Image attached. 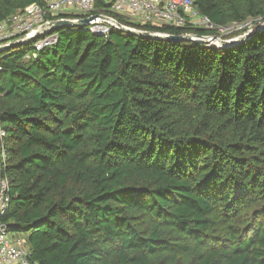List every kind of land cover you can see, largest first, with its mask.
<instances>
[{
	"label": "trees",
	"instance_id": "16d2710c",
	"mask_svg": "<svg viewBox=\"0 0 264 264\" xmlns=\"http://www.w3.org/2000/svg\"><path fill=\"white\" fill-rule=\"evenodd\" d=\"M42 1L0 0V23ZM193 2L219 27L264 23V0ZM55 33L0 53L1 222L30 260L264 264V31L227 48Z\"/></svg>",
	"mask_w": 264,
	"mask_h": 264
},
{
	"label": "built area",
	"instance_id": "2783aa9c",
	"mask_svg": "<svg viewBox=\"0 0 264 264\" xmlns=\"http://www.w3.org/2000/svg\"><path fill=\"white\" fill-rule=\"evenodd\" d=\"M99 4L104 7L99 8ZM122 17L141 27H170L174 29L201 30L208 33L222 31L226 27L215 25L210 19L198 13L193 0H43L42 4H32L0 23V53L12 43L26 44L36 35L44 36L31 42L35 51L54 45L57 33L49 32L53 22L58 20H79L95 17L86 27L93 35L106 38L111 30L121 33V28L147 32L118 23L112 16ZM74 16V18H49ZM118 25L120 27H118ZM231 26V25H230ZM232 26H236L233 24ZM228 27V26H227ZM150 33V32H148ZM160 34V33H153ZM165 35V34H163ZM189 42L216 44L214 36H199L193 32ZM35 57V55H33ZM4 132L0 129V143ZM9 181H0V264H37L30 260L27 245L19 235L11 234L1 222L9 203Z\"/></svg>",
	"mask_w": 264,
	"mask_h": 264
},
{
	"label": "water",
	"instance_id": "95a60500",
	"mask_svg": "<svg viewBox=\"0 0 264 264\" xmlns=\"http://www.w3.org/2000/svg\"><path fill=\"white\" fill-rule=\"evenodd\" d=\"M95 17H91L88 19H83V20H79L77 22H72L69 20H58L52 23V25L50 26V30L49 32H53L56 31L58 29H63V28H84L86 27L92 20H94ZM118 27H120L118 25ZM121 29V33L122 34H126V35H132L138 38H145V39H150V40H162V41H171V42H184V41H189L190 38L189 36H184V35H180V36H172V35H163V34H153V33H148V32H138V31H134L128 28H123L120 27ZM264 31V27L262 29H259L257 31H255L254 33H250L245 35L242 39H240L239 41H231V42H226L222 44L221 48H227V47H231V46H235L237 44H240L242 42H245L247 40H249L251 37H253L255 34H258L260 32ZM43 35H36L32 38H29L25 41V43H31L33 41H35L36 39L44 36ZM217 44H219V42H217ZM22 45V43H12L11 45L5 47L3 50H8L10 48H14L17 46ZM212 45H216V44H212ZM2 179V157H1V153H0V181Z\"/></svg>",
	"mask_w": 264,
	"mask_h": 264
},
{
	"label": "rangeland",
	"instance_id": "374dc122",
	"mask_svg": "<svg viewBox=\"0 0 264 264\" xmlns=\"http://www.w3.org/2000/svg\"><path fill=\"white\" fill-rule=\"evenodd\" d=\"M236 26H228L227 29L222 31H215L213 33H208V36H214L219 42L216 45L206 44V46H211L214 48H221L223 43L231 42V41H239L245 35L254 33L255 31L262 29L264 27V23L258 20L247 21L242 24H235ZM205 45V44H204ZM25 241V237L21 236Z\"/></svg>",
	"mask_w": 264,
	"mask_h": 264
}]
</instances>
